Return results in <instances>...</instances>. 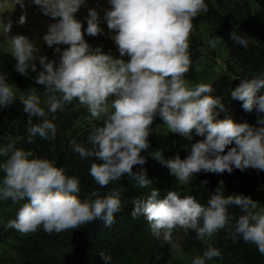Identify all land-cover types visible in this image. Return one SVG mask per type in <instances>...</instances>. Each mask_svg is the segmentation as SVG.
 <instances>
[{
    "label": "clouds",
    "instance_id": "clouds-1",
    "mask_svg": "<svg viewBox=\"0 0 264 264\" xmlns=\"http://www.w3.org/2000/svg\"><path fill=\"white\" fill-rule=\"evenodd\" d=\"M28 3L38 6L44 16L54 21L47 25L42 40L54 49L55 58L38 55L39 49L27 37L9 35L10 20L0 18V31L10 36L15 70L25 76L29 70L36 73L34 82L44 89L43 100L32 88L19 99L28 114L29 144L36 136L54 140L57 129L46 118L47 114L62 111L76 100L87 108L90 117L103 121L102 126L89 134L87 146L75 144L73 149L80 159L93 161L89 175L101 188L119 181L124 174L134 181L135 187L150 186L146 173H134L133 166L145 163L140 153L149 147L148 136L156 118L163 121L170 133L190 142L184 145L188 152L184 159L179 155L165 159L160 151L153 155L180 183H188L201 172L231 174L234 169L243 172L249 168L264 171V115L259 116L255 126L237 123L230 117L219 119L228 108L219 97L210 95L212 85L189 87L186 83L185 73L192 64L189 52L192 21L208 11L205 0H107L109 8L103 11L102 20L115 33L111 39L120 57L127 60L113 58L100 48L93 49L85 40V34H104L101 16L95 8L88 9L84 17L87 27L82 31V22L76 14L86 0H28ZM15 4L26 6L25 0H15ZM25 22L26 16L22 15L18 23ZM230 39L241 47L248 46V37L243 33L232 31ZM211 44L215 46V40ZM230 95L242 102L244 111L264 114V71L242 79ZM16 100L13 86L0 75V108H7ZM32 117L41 122L33 125ZM194 137L203 139L192 143ZM230 145L234 146L229 148ZM14 149V141L7 148H0V156H8L0 164L4 172L0 199L24 203L7 227L22 234L37 229L59 234L98 218L109 228L115 223V214L121 211L119 193L100 197L93 192L82 200L78 177L66 175L48 159ZM224 193L220 181L207 204L202 205L193 197H181L174 191L161 198L159 190L152 188L145 198L134 201L131 216L133 219L143 216L152 234L160 237L163 232L166 242H171L175 228L195 231L197 238L206 244L219 230L229 228L234 239L242 238L256 245L264 255V209L257 211V203L248 196ZM230 206L238 207L242 215H230ZM220 255L218 249L208 245L191 264H206ZM100 256L104 264H111L109 255L102 252Z\"/></svg>",
    "mask_w": 264,
    "mask_h": 264
},
{
    "label": "trees",
    "instance_id": "trees-1",
    "mask_svg": "<svg viewBox=\"0 0 264 264\" xmlns=\"http://www.w3.org/2000/svg\"><path fill=\"white\" fill-rule=\"evenodd\" d=\"M215 3V4H214ZM256 8L248 1L227 3V0L206 2L208 11L204 13L205 20L211 31L224 43L228 54L227 71L215 74L203 84L213 87L212 96L219 97L228 111L221 113L219 119L232 118L237 123L247 122L255 126L260 115L253 110L249 113L243 110L242 102L231 98L234 90L242 79L254 77L264 71V0H254ZM104 29V34L97 36L85 35V40L95 49L100 48L105 54H111L116 45L111 39L114 32ZM245 34L248 37L247 48L235 44L230 39V33ZM16 61L13 57L0 53V75L6 77L13 87L25 82L24 75L15 70ZM232 77H237L233 79ZM41 89V88H40ZM23 105L14 102L7 108H0V148H7L10 141L15 142V149L32 152L34 157L45 158L62 168L66 175L76 176L80 180V199H86L91 193L97 192L100 197L119 193L121 211L115 214V223L109 228L104 221L96 219L90 224L78 229H69L59 234L45 233L42 229L28 234L17 230L14 245L9 255L0 259V264H104L100 254L103 252L111 257V264H167L173 256L172 243L165 242L163 236L152 234L143 216L133 219L131 211L136 199L145 198L152 188L158 189L163 198L168 191H174L181 197L191 196L202 205L223 181L224 195L242 194L257 203V211L264 209V171L249 168L245 171L234 169L231 174L198 173L188 183H180L154 158L156 151L163 153L165 159L179 155L186 158L188 152L184 145L190 142L178 134L168 132L161 138L149 134V147L142 150L143 165H134L133 172L143 171L151 184L147 188L134 186V181L124 174L119 181H113L104 188L95 184L89 175L92 160H82L74 152L75 144H85L94 128L102 126V119L92 124H84L76 128L82 113L78 109L65 106L55 114L48 113L47 119L52 120L57 132L54 140H44L39 136L28 143V114L23 111ZM47 112V109H45ZM41 121L32 117V124ZM154 125H162L163 121L156 118ZM203 139L194 137L192 143ZM234 145H230L233 147ZM14 149V150H15ZM227 149L225 150L226 153ZM8 156H0L3 164ZM98 163L102 161H97ZM4 172L0 169V180ZM206 181V183H204ZM95 199V197H92ZM24 201L3 204V207L14 206L16 213ZM229 214L234 217L242 215L238 207L230 206ZM231 223H235L233 220ZM163 233V232H162ZM5 229H0V245L5 243ZM180 236L183 253L191 260L200 256L208 245L218 249L219 257L213 258L206 264H264V255L257 250L256 245L246 243L242 238L234 239L229 228H224L208 238L207 244L197 238L195 231L175 228L171 237Z\"/></svg>",
    "mask_w": 264,
    "mask_h": 264
},
{
    "label": "rangeland",
    "instance_id": "rangeland-1",
    "mask_svg": "<svg viewBox=\"0 0 264 264\" xmlns=\"http://www.w3.org/2000/svg\"><path fill=\"white\" fill-rule=\"evenodd\" d=\"M11 1L12 2L0 0V18L4 19L5 21L10 20L12 22V28L9 35H23L27 37L30 41H33V43H35L36 47L39 49L38 55H43L47 56L49 59H54V49L48 48L42 40V36L47 31V25L54 21L44 16L40 12L38 6L30 5L28 3V0H25V3H28L25 8H21L20 5H18V8L15 10L11 9V6H13L15 0ZM241 1L243 0H227V3H238ZM245 1H248L253 8H256V5L253 3L254 0ZM205 2L210 3L215 2V0H205ZM89 8H95L100 14L102 20L103 11L109 8V5L107 3V0H86L85 5L82 6L79 12L76 14L77 19L82 22V31L87 27L84 17L87 15ZM22 15L26 16V22L23 25L18 23ZM192 23L193 28L189 36V52L192 64L189 71L185 73V80L189 87H195L198 84L205 83L215 74L225 73L228 66V54L225 49L224 43L216 34L211 31L209 25L205 20L204 13H201L197 17L193 18ZM100 26L102 28L108 29L107 24L104 23L103 20ZM114 34L115 33H113V35ZM213 40H215V46H212L211 44V41ZM0 53L5 56L12 57L10 36H8L7 34H3L2 31H0ZM110 55L113 58H122L125 60L128 59L127 57H120L117 46ZM36 63L37 71L41 70L38 60L36 61ZM35 75L36 73L29 70V74L27 76L24 75V78L26 79L25 82L22 85L17 84L13 87L17 97V100L14 102L22 105L19 99L21 97H25L31 88V91L38 95L41 100L44 99V89L42 86L35 84L33 79ZM14 102L12 104H14ZM65 106L69 107L70 109L74 108L81 111L82 117L77 123H75L76 128H82L86 124H92L96 120H99L90 117L87 108L80 105L76 100H74L71 104H67ZM151 129L152 131L150 132V134L157 139L164 137L169 132L164 125L152 124ZM3 204L10 205L11 199H0V229H5V234H3L5 243L0 245V259L5 258L7 255H9L11 246L14 245V238L17 236V231L15 229L7 227L8 222L16 218V209L14 206H11L9 208L3 207ZM160 236H163V233H161ZM170 243H172L171 250L173 256L169 259L167 264H191V260L188 259V257L183 253L180 236H178V238L174 236L171 237Z\"/></svg>",
    "mask_w": 264,
    "mask_h": 264
},
{
    "label": "bare ground",
    "instance_id": "bare-ground-1",
    "mask_svg": "<svg viewBox=\"0 0 264 264\" xmlns=\"http://www.w3.org/2000/svg\"><path fill=\"white\" fill-rule=\"evenodd\" d=\"M7 2H12L11 0H6ZM25 5H28V3H25ZM18 8V4H15V2H14V4H13V6H11V9L12 10H15V9H17Z\"/></svg>",
    "mask_w": 264,
    "mask_h": 264
}]
</instances>
